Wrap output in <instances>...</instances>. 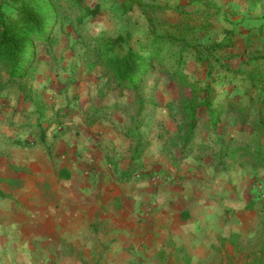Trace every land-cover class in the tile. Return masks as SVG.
Returning <instances> with one entry per match:
<instances>
[{
	"label": "rangeland",
	"instance_id": "374dc122",
	"mask_svg": "<svg viewBox=\"0 0 264 264\" xmlns=\"http://www.w3.org/2000/svg\"><path fill=\"white\" fill-rule=\"evenodd\" d=\"M142 2L149 7L145 14L137 7L124 12L121 0H51L55 22L44 27L46 39L35 41L33 56L21 63L29 69L25 76L13 77L10 63L0 60L1 123L9 135L31 142L40 114L48 118L62 110L63 127L70 131L60 140L70 136L107 152L119 173L134 165L128 162L129 149L139 144L128 136L134 129L144 136L146 152L153 147L162 152L154 162L165 166L158 180L206 188H222L225 181L233 192L238 167L226 150L248 143L250 127L264 113V76L259 83L251 75L264 71L263 60L256 58L264 57V0ZM18 9L13 0H0L7 22L15 21ZM170 36L178 41L156 42ZM209 43L224 47L211 53L203 48ZM148 45L160 50H147ZM129 50L148 65L136 86L121 88L114 63ZM210 94L214 98L208 101ZM187 104L220 109L216 123L194 122ZM91 109L102 117L89 127ZM63 127L52 125L47 138ZM4 139L0 134V145ZM152 166L149 161L143 171ZM253 191L252 186L255 198ZM260 244L252 239L238 247L249 257ZM218 259L209 264H245L239 253L225 263Z\"/></svg>",
	"mask_w": 264,
	"mask_h": 264
},
{
	"label": "crops",
	"instance_id": "0c3cea01",
	"mask_svg": "<svg viewBox=\"0 0 264 264\" xmlns=\"http://www.w3.org/2000/svg\"><path fill=\"white\" fill-rule=\"evenodd\" d=\"M1 122L0 264H209L237 253L246 263L239 244L264 243V169L238 167L233 192L225 181L222 188L160 181L165 166L154 162L163 155L153 147L142 169L119 182L127 169L117 172L98 147L46 137L49 155L40 144H14L25 140Z\"/></svg>",
	"mask_w": 264,
	"mask_h": 264
},
{
	"label": "trees",
	"instance_id": "16d2710c",
	"mask_svg": "<svg viewBox=\"0 0 264 264\" xmlns=\"http://www.w3.org/2000/svg\"><path fill=\"white\" fill-rule=\"evenodd\" d=\"M13 2L20 8L18 9V16L15 21L7 22L4 13L0 10V60L10 63L13 77H21L25 76L24 73L29 70L27 65L26 68H23L24 65L22 66L21 63L27 56H33V44L35 41L46 39L45 37L48 31H44V27L48 25L51 27L55 22L56 15L53 13V8L50 7L51 0H13ZM121 3L123 11L126 13L130 12L134 7H137L145 14L149 8L142 0H121ZM158 41H178V39L174 36H170L168 39L161 37L157 38L156 42ZM223 47L224 45L221 43H209L203 48L212 53L221 50ZM147 48V50H160L157 45H148ZM29 49H32V52H28ZM29 58L31 59L32 57ZM256 58L257 61L262 59L264 64V57ZM147 65V61L132 50H129L121 58H118L114 63V71L119 86H121V88L136 86L138 77L147 68ZM251 75L255 81L261 83L264 71L255 69L251 72ZM213 98V94H210L207 100L211 101ZM186 108L187 114L194 122L204 121L209 125H214L216 123L217 113L220 111V109L217 108L209 109L208 111L202 107L195 109L194 106L190 104H187ZM260 108L264 110V101L260 103ZM62 115V110H57L51 117L45 118L42 112L36 122L35 130L32 132L35 141L33 143L28 141H15L14 144L23 148L32 147L34 144H40L46 147L50 155L51 150L46 143L47 132L52 125L63 127ZM101 117L102 116L99 115V110H89V113L86 115V125L89 127L94 126L100 121ZM45 123L46 126L44 127L43 125ZM69 131L70 129L68 127H63L59 133H54V142L62 138V136ZM129 131V138L133 142L135 141L139 144H136V146L131 149L128 160L129 163H133L134 165L130 169L122 171L119 177H117L119 182L129 181L133 174L139 172L143 166L140 158L146 148V145H141L144 136L134 129ZM250 133L252 134V139L248 143H245L243 146L227 149L226 151L236 167L258 171L259 169H264V113L258 115L255 125L250 127ZM16 171L19 172L18 169H16ZM60 172L61 177H67V171L65 169H62ZM153 177H155V173H151L145 178L151 179ZM247 259L249 261L245 264H264V243L262 242L258 251H255Z\"/></svg>",
	"mask_w": 264,
	"mask_h": 264
},
{
	"label": "built area",
	"instance_id": "2783aa9c",
	"mask_svg": "<svg viewBox=\"0 0 264 264\" xmlns=\"http://www.w3.org/2000/svg\"><path fill=\"white\" fill-rule=\"evenodd\" d=\"M89 163L92 165L93 164V161L91 158H89Z\"/></svg>",
	"mask_w": 264,
	"mask_h": 264
}]
</instances>
